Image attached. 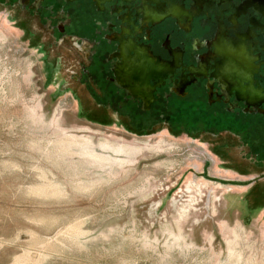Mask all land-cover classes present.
Returning a JSON list of instances; mask_svg holds the SVG:
<instances>
[{"label":"rangeland","instance_id":"374dc122","mask_svg":"<svg viewBox=\"0 0 264 264\" xmlns=\"http://www.w3.org/2000/svg\"><path fill=\"white\" fill-rule=\"evenodd\" d=\"M25 22L0 8V264H264V170L219 136L90 117Z\"/></svg>","mask_w":264,"mask_h":264},{"label":"flooded vegetation","instance_id":"af4514ba","mask_svg":"<svg viewBox=\"0 0 264 264\" xmlns=\"http://www.w3.org/2000/svg\"><path fill=\"white\" fill-rule=\"evenodd\" d=\"M0 8L26 14L27 44L60 59L90 117L219 136L225 153L264 170V0H0Z\"/></svg>","mask_w":264,"mask_h":264},{"label":"trees","instance_id":"16d2710c","mask_svg":"<svg viewBox=\"0 0 264 264\" xmlns=\"http://www.w3.org/2000/svg\"><path fill=\"white\" fill-rule=\"evenodd\" d=\"M177 124H178V123H177ZM177 124H176V125H177Z\"/></svg>","mask_w":264,"mask_h":264}]
</instances>
